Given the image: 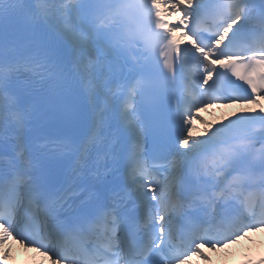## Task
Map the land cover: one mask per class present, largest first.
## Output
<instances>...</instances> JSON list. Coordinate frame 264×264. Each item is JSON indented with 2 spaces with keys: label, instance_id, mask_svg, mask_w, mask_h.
I'll return each mask as SVG.
<instances>
[{
  "label": "snow or ice",
  "instance_id": "obj_1",
  "mask_svg": "<svg viewBox=\"0 0 264 264\" xmlns=\"http://www.w3.org/2000/svg\"><path fill=\"white\" fill-rule=\"evenodd\" d=\"M262 101L264 0H0V264L9 240L188 264L264 230ZM212 107L236 110L193 135Z\"/></svg>",
  "mask_w": 264,
  "mask_h": 264
},
{
  "label": "bare ground",
  "instance_id": "obj_2",
  "mask_svg": "<svg viewBox=\"0 0 264 264\" xmlns=\"http://www.w3.org/2000/svg\"><path fill=\"white\" fill-rule=\"evenodd\" d=\"M208 109L203 110L202 113H199V117H200L199 120L193 121V123H194L193 128H192L193 135H198L204 131V129L210 123V121H209L210 115L215 116L218 120H216V121L214 120V122L218 123L220 120H222V118L225 115H228L231 112L236 110L234 107L217 108V109H214L211 111H207ZM212 116H211V118H212ZM261 239H263V240H261ZM255 240H258V241L261 240L262 243H259L258 246H254L255 244L258 243V242H254ZM263 245H264V231H254V232L249 233L247 236H244L239 242L233 241V242L227 243L225 245V247L222 249H213L211 251L207 250L204 252L206 253V255H208L209 260H210L211 258H215V257L218 258L219 256H221V254H224V255L233 254L234 255L235 252H239L241 250H244L248 246H250V248H248L247 250H244V251H248L250 254H257L259 251L258 248H260V246H263ZM21 249H22V245H20L16 241L9 240L5 244L4 250L8 251L7 264H14L15 255L17 252H21L22 251ZM209 252H211V253H209ZM35 253L38 254L37 251ZM239 257H240L239 259H243L242 258L243 256L241 253L239 254ZM207 263H209V262L204 261L200 257H193V261H191V264H207ZM41 264H49V261H44Z\"/></svg>",
  "mask_w": 264,
  "mask_h": 264
},
{
  "label": "rangeland",
  "instance_id": "obj_3",
  "mask_svg": "<svg viewBox=\"0 0 264 264\" xmlns=\"http://www.w3.org/2000/svg\"><path fill=\"white\" fill-rule=\"evenodd\" d=\"M201 110H203V109H201ZM207 111H211V110H207ZM211 116H212V115L209 116V121H211V123H215L214 120L216 121V120H218V119H217L215 116H212V118H211ZM193 120H195V117L193 118ZM193 120H192V121H193ZM220 121H221V120H220ZM220 121H219V122H220ZM216 123H217V122H216ZM259 243H262V241L260 240V241H259L257 244H255L254 246L259 245Z\"/></svg>",
  "mask_w": 264,
  "mask_h": 264
}]
</instances>
